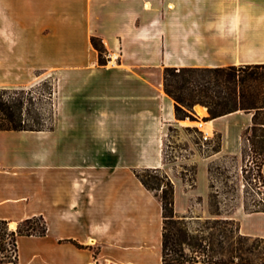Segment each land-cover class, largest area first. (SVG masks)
<instances>
[{
	"label": "crops",
	"instance_id": "crops-1",
	"mask_svg": "<svg viewBox=\"0 0 264 264\" xmlns=\"http://www.w3.org/2000/svg\"><path fill=\"white\" fill-rule=\"evenodd\" d=\"M256 64L264 0H0V90L57 78L52 130L0 131V220L47 225L44 237L18 238V263L164 264L162 204L136 171L161 169L176 214L208 219L209 168L241 158L253 119L238 111L207 122L221 150L185 159L196 166L191 186L184 161L164 157L169 129L186 127L164 70ZM229 218L264 239L263 212L242 205Z\"/></svg>",
	"mask_w": 264,
	"mask_h": 264
},
{
	"label": "trees",
	"instance_id": "trees-1",
	"mask_svg": "<svg viewBox=\"0 0 264 264\" xmlns=\"http://www.w3.org/2000/svg\"><path fill=\"white\" fill-rule=\"evenodd\" d=\"M92 44L99 52V64L106 65L107 50L98 38ZM164 88L168 96L175 101L178 120L192 117L194 106L207 108L210 120L229 115L238 111L253 114L252 126L243 135L255 148L260 162H252L242 169L243 176L258 179L264 186V64L200 68L182 67L165 68ZM33 90H0V131H48L44 114L35 108ZM46 98L45 94H41ZM259 140V141H258ZM221 150L220 139L212 153ZM236 158V157H234ZM212 164L209 168L212 177ZM249 168V169H248ZM196 175V173H195ZM142 184L156 194L162 204L163 215V262L164 264H225L224 257H219L225 250L231 255L229 262L235 264L233 244L224 224H239L234 220H218L208 218L202 223L197 233H192L186 217H180L174 209V185L161 169H144L136 171ZM184 179H186L184 175ZM195 179V178H194ZM163 187V188H162ZM210 188H213L211 185ZM215 195L210 194V212L213 216L221 213L215 208ZM247 212H263L262 199L253 200V209L245 204ZM8 221L0 220V264L18 263V238L44 237L47 225L42 217H33L19 223L17 229H10ZM213 230L205 236V231ZM240 234V231H239ZM243 236V235H242ZM221 239H220V238ZM246 237V236H244ZM251 238V237H250ZM264 242V239H261ZM187 247L198 253V256H186ZM171 254L174 256L171 257Z\"/></svg>",
	"mask_w": 264,
	"mask_h": 264
},
{
	"label": "rangeland",
	"instance_id": "rangeland-1",
	"mask_svg": "<svg viewBox=\"0 0 264 264\" xmlns=\"http://www.w3.org/2000/svg\"><path fill=\"white\" fill-rule=\"evenodd\" d=\"M56 79L57 78L53 76L39 82L32 88L24 89L26 91L33 90L35 92L33 94L35 108L40 109L42 114H44L42 118L47 119V123L45 124L47 128H52L56 120ZM41 94H45L47 97L44 99ZM191 115L192 117L183 120L196 124L210 121L209 116L204 118L198 115L195 109H193ZM203 135V130L197 125L187 126L185 128L171 127L164 145V157L166 161L172 162L177 160V158L184 161L183 163L185 164L182 169V174L186 176V179L188 178L191 186H194L193 181L195 178L196 166L193 164H186L185 159L189 158L191 154L196 151L204 156L211 154L219 141L218 136L212 138V140L204 141ZM59 138H62L61 135ZM252 162H260V158L257 156L254 146H252L246 138H243V149L240 159L228 156L214 163L212 167V177L210 178V186L212 185L213 188H210V194L213 193L216 196L214 199L215 208L219 210L221 215L213 216L211 214V219H218L221 221L232 220L229 217L236 208L242 205L245 206L246 204L248 208L253 209V200L264 198V188H262L261 191L257 189L253 181L254 177L249 179L250 175L246 174L245 180L242 170L239 172L241 166L243 169L246 164L249 166ZM196 204H200V200H198ZM205 220L206 219H203L200 215L186 217L187 226L192 233H197V230L200 229V226ZM9 227L10 229H15L11 224ZM220 229H225L231 237L230 243L233 244V249L235 250V264H264V242H262L261 239L242 236L239 234L238 226L235 223L221 225ZM212 233L217 232L213 230L205 231V236H209ZM24 246L25 245H23V247ZM184 253L189 257L192 255L198 256V253H195L187 247L184 248ZM1 256L2 254L0 253V257ZM172 256H174V254H171V257ZM222 256L227 260L225 264H232L229 262L231 255L227 250H225L223 254H219V257Z\"/></svg>",
	"mask_w": 264,
	"mask_h": 264
},
{
	"label": "bare ground",
	"instance_id": "bare-ground-1",
	"mask_svg": "<svg viewBox=\"0 0 264 264\" xmlns=\"http://www.w3.org/2000/svg\"><path fill=\"white\" fill-rule=\"evenodd\" d=\"M195 110H196V112L198 113V115H200V116H202V117H204L205 115H207V109L205 108V107H201V106H197L196 108H195ZM182 125H184V126H194V125H197V126H199L202 130H203V132L205 131V132H207L208 134H211V131H212V127L210 126V124L209 123H200V124H196V123H193V122H190V121H183L182 122ZM12 225V227H14L15 228V224H11ZM12 229V228H11Z\"/></svg>",
	"mask_w": 264,
	"mask_h": 264
},
{
	"label": "built area",
	"instance_id": "built-area-1",
	"mask_svg": "<svg viewBox=\"0 0 264 264\" xmlns=\"http://www.w3.org/2000/svg\"><path fill=\"white\" fill-rule=\"evenodd\" d=\"M211 139L210 135L207 133V132H204V135H203V140L204 141H209ZM255 185L257 186V189L259 191L262 190V188H264V186L262 185V182L258 179H253ZM261 199V198H260ZM262 201L264 203V198H262Z\"/></svg>",
	"mask_w": 264,
	"mask_h": 264
},
{
	"label": "water",
	"instance_id": "water-1",
	"mask_svg": "<svg viewBox=\"0 0 264 264\" xmlns=\"http://www.w3.org/2000/svg\"><path fill=\"white\" fill-rule=\"evenodd\" d=\"M196 106H197V105H196ZM196 106H194V108H193V109H195V107H196Z\"/></svg>",
	"mask_w": 264,
	"mask_h": 264
}]
</instances>
